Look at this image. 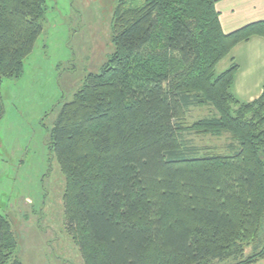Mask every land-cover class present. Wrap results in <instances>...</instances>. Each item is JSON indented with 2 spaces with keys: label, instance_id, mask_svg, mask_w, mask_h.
Segmentation results:
<instances>
[{
  "label": "trees",
  "instance_id": "obj_1",
  "mask_svg": "<svg viewBox=\"0 0 264 264\" xmlns=\"http://www.w3.org/2000/svg\"><path fill=\"white\" fill-rule=\"evenodd\" d=\"M45 11L46 0H0V84L22 75ZM111 28L113 52L60 106L50 133L66 230L84 264H256L264 84L240 100L238 64H217L239 42L264 38V20L225 33L215 0H118ZM207 105L214 115L184 123L188 108ZM185 133L235 144L197 153ZM16 252L0 213V264H22Z\"/></svg>",
  "mask_w": 264,
  "mask_h": 264
},
{
  "label": "rangeland",
  "instance_id": "obj_2",
  "mask_svg": "<svg viewBox=\"0 0 264 264\" xmlns=\"http://www.w3.org/2000/svg\"><path fill=\"white\" fill-rule=\"evenodd\" d=\"M117 2L46 0L43 29L22 75L1 81L0 213L11 223L22 264H84L66 230L65 178L50 149V133L60 106L113 52L111 20ZM212 115L210 105L191 107L183 121L191 124ZM184 139L197 153H225L235 144L229 134L185 133ZM256 264H264V258Z\"/></svg>",
  "mask_w": 264,
  "mask_h": 264
},
{
  "label": "crops",
  "instance_id": "obj_3",
  "mask_svg": "<svg viewBox=\"0 0 264 264\" xmlns=\"http://www.w3.org/2000/svg\"><path fill=\"white\" fill-rule=\"evenodd\" d=\"M215 9L225 33L264 20V0H215ZM232 62L238 64L234 79L236 96L244 101L257 98L264 84V38L251 36L236 44L217 64V70L226 69Z\"/></svg>",
  "mask_w": 264,
  "mask_h": 264
}]
</instances>
